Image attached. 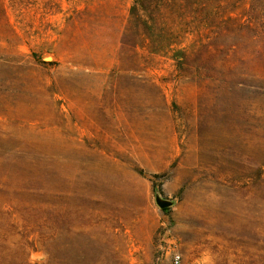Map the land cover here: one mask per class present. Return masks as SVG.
I'll list each match as a JSON object with an SVG mask.
<instances>
[{
    "label": "rangeland",
    "instance_id": "1",
    "mask_svg": "<svg viewBox=\"0 0 264 264\" xmlns=\"http://www.w3.org/2000/svg\"><path fill=\"white\" fill-rule=\"evenodd\" d=\"M0 264H264V0H0Z\"/></svg>",
    "mask_w": 264,
    "mask_h": 264
},
{
    "label": "water",
    "instance_id": "2",
    "mask_svg": "<svg viewBox=\"0 0 264 264\" xmlns=\"http://www.w3.org/2000/svg\"><path fill=\"white\" fill-rule=\"evenodd\" d=\"M157 205H158V207H159L160 209H164V208L167 207V204H165V203H158Z\"/></svg>",
    "mask_w": 264,
    "mask_h": 264
},
{
    "label": "built area",
    "instance_id": "3",
    "mask_svg": "<svg viewBox=\"0 0 264 264\" xmlns=\"http://www.w3.org/2000/svg\"><path fill=\"white\" fill-rule=\"evenodd\" d=\"M178 262V259H176V263Z\"/></svg>",
    "mask_w": 264,
    "mask_h": 264
}]
</instances>
